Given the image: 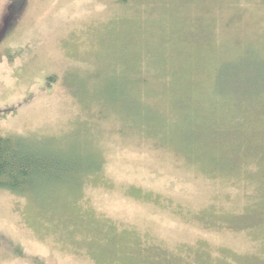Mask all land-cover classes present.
Wrapping results in <instances>:
<instances>
[{
	"label": "rangeland",
	"instance_id": "obj_1",
	"mask_svg": "<svg viewBox=\"0 0 264 264\" xmlns=\"http://www.w3.org/2000/svg\"><path fill=\"white\" fill-rule=\"evenodd\" d=\"M24 2L0 136L90 172L0 190V264H264V0Z\"/></svg>",
	"mask_w": 264,
	"mask_h": 264
},
{
	"label": "trees",
	"instance_id": "obj_2",
	"mask_svg": "<svg viewBox=\"0 0 264 264\" xmlns=\"http://www.w3.org/2000/svg\"><path fill=\"white\" fill-rule=\"evenodd\" d=\"M24 3V0H12L0 36L3 37L15 24ZM89 172L88 166L72 165L61 154L29 139L0 136V190L34 196L40 194L43 185L51 180L61 183L69 174Z\"/></svg>",
	"mask_w": 264,
	"mask_h": 264
}]
</instances>
